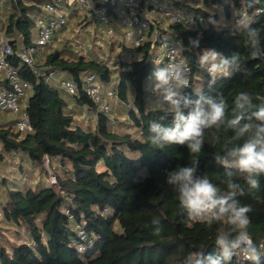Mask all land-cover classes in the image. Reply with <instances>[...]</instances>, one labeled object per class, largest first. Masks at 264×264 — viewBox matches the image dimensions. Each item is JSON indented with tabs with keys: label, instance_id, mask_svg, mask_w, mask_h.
<instances>
[{
	"label": "trees",
	"instance_id": "trees-1",
	"mask_svg": "<svg viewBox=\"0 0 264 264\" xmlns=\"http://www.w3.org/2000/svg\"><path fill=\"white\" fill-rule=\"evenodd\" d=\"M7 1L11 9L6 14L0 9V32L4 31L14 49L19 48L18 34L30 45L32 29L37 19L45 17L43 5L48 0ZM92 1L96 6L109 4ZM162 1L172 11L193 19L189 26L158 25L160 37L176 39L184 45L181 56L191 69V87L182 92L194 95L202 90L213 97L223 95L231 109L235 95L246 91L252 94L254 104H264V57L253 58L244 47L245 37L232 11L233 6L245 9L250 17L248 21L261 31L264 48V0ZM119 8L108 10L118 37L115 44L121 48L116 69L104 50L83 56L70 48L55 49L43 55V62L39 65L40 59L33 67L17 58L11 60L20 77L32 87L25 107L32 131L15 132V120L0 123V172L3 167H11L7 162L9 157L19 172L32 169L33 174L35 171L44 174L47 158L48 166L60 174L55 175V185L27 183L12 170L8 176L13 179L3 178L1 215L8 224L25 228L28 241L13 245L10 250L0 245V264H183L185 256L194 250L216 251L215 236L227 227L226 222L208 225L191 221L180 210L176 193L166 184L165 175L177 165L186 166L199 159L200 173L227 191L220 183L224 170L216 163L215 156L242 141L234 140L232 145H226L222 139L217 143L210 134L213 130H209L203 150L196 156L190 155L186 146L171 145L160 150L150 144V121L167 126L172 117L168 114L161 120L166 111L156 110L148 102L151 92L147 90V81L157 67L148 57L156 54L150 49L148 37L138 47L122 38ZM72 9L66 8L68 16ZM81 16L85 17L84 13ZM209 17L222 21L221 25L208 23ZM225 24L227 27H223ZM190 38H199L198 48L190 47ZM50 42L37 47L35 53L39 48L49 49ZM205 48L225 56L238 52L246 71L209 81L197 62ZM200 74L205 80L202 88L196 90L193 82ZM54 75L73 80L81 89L69 95L53 81ZM90 75L113 90L107 114L95 113L92 99L82 90ZM5 88L8 83L0 73V89ZM117 99L126 108L128 123L127 129L120 131L112 129L114 120L110 118L111 105ZM69 105L84 108L88 122L77 120ZM220 134L222 138L233 135L223 128ZM239 199L252 209L249 233L258 245L264 244V177L260 178L258 192ZM153 219L160 221L159 236L153 235ZM77 225L87 234V250L82 253L74 243ZM261 261L264 264V256ZM232 264H237L235 259Z\"/></svg>",
	"mask_w": 264,
	"mask_h": 264
},
{
	"label": "clouds",
	"instance_id": "clouds-1",
	"mask_svg": "<svg viewBox=\"0 0 264 264\" xmlns=\"http://www.w3.org/2000/svg\"><path fill=\"white\" fill-rule=\"evenodd\" d=\"M208 23L221 25L213 17H209ZM239 27L245 37L244 47L250 50L251 56L264 57L261 31L250 21H242ZM199 44V38L189 39L190 47L198 48ZM183 47V43L178 42L177 48ZM197 62L199 68L213 77L231 78L246 71L238 52L225 56L215 49L205 48ZM156 65L150 77V90L157 97L152 106L166 111L161 120L168 114L172 120L167 126L156 120L150 121L148 140L154 148L186 146L190 155L196 156L202 152L209 130H213L210 134L217 143L222 139L226 145H232L234 140L242 141L215 156L216 163L224 170L220 183L227 191L200 173L199 159L166 172V184L176 193L180 210L191 221L227 224L215 236L216 251L194 250L185 256L183 264H232L234 258H239L243 264H262L264 244L258 245L248 231L251 206L242 204L239 197L258 192L260 178L264 177V104H254L252 94L246 91L235 95L231 109L220 94L213 97L202 90L194 95L184 94L182 89L190 85V69H185L181 63ZM222 128L233 135L222 138ZM237 177L244 183L238 182ZM152 224L153 235L159 236L162 232L160 221L153 219Z\"/></svg>",
	"mask_w": 264,
	"mask_h": 264
},
{
	"label": "built area",
	"instance_id": "built-area-1",
	"mask_svg": "<svg viewBox=\"0 0 264 264\" xmlns=\"http://www.w3.org/2000/svg\"><path fill=\"white\" fill-rule=\"evenodd\" d=\"M108 5L96 6L92 0H48L45 1L43 9L45 17L36 20L32 29L31 44L24 43V36L18 34L19 48L14 49L13 45L5 38L4 31L0 32V73L8 83V88L0 89V111L9 112L16 116L15 132L28 133L32 131L29 117L25 111V96L32 92L31 85L23 80L18 70L12 65L11 60L17 58L21 63L33 67V56L37 47L45 46L50 42L52 36L64 28L68 22V11L66 8L77 7L84 12L86 16H92L100 22L109 38L116 35L113 21L108 14L109 8H119V23L122 29V37L126 41H131L135 47L141 46L147 39L150 40V49L154 51L155 56L150 55L148 58L153 60L155 65L159 66L181 63L185 69H190L181 56V49L177 48L178 40L160 37L158 24L155 15H159L161 20L167 23H175L183 26L193 24V19L188 14L178 11H172L162 0H103ZM233 19L240 24L242 21H248L249 16L242 6L234 8ZM202 73L211 82L219 76H210L203 69ZM53 74V73H50ZM191 69L188 73L191 87ZM52 76V75H51ZM94 75L85 79L82 90L86 96L92 99L95 107V113L109 112L108 99L112 97L113 90L107 89L99 82H96ZM59 87L69 95L76 94L81 88L71 79H60ZM48 163V159L46 161ZM49 184H56V176H49ZM69 219H72L68 210H65ZM76 240L74 241L78 252L82 253L87 250V234L81 225L76 226ZM237 264H243L239 258H234Z\"/></svg>",
	"mask_w": 264,
	"mask_h": 264
},
{
	"label": "rangeland",
	"instance_id": "rangeland-1",
	"mask_svg": "<svg viewBox=\"0 0 264 264\" xmlns=\"http://www.w3.org/2000/svg\"><path fill=\"white\" fill-rule=\"evenodd\" d=\"M10 4L7 0H0V9L5 14L10 12ZM72 13H69L68 22L63 30H59L61 32H56L53 36L50 42L49 49L47 47L39 48L34 56L33 61L36 63L38 62L43 55L47 54L48 52H51L55 49H67L70 48L75 52L76 54H81L83 56H87L88 54H94L96 55L97 52H100L101 50H104L106 55L109 56V59L111 60V63H114L115 69L117 68V56L120 53V46H116V42L118 38H116V35L113 38H109L106 35V30L104 26L98 22L96 18H92V16H86L83 17L81 14L84 12L80 10L77 7H71ZM70 8V9H71ZM156 22L158 25H161L162 27L166 28L167 21L161 20L159 15H155ZM93 20V21H92ZM222 22V21H220ZM121 40V38H119ZM49 46V45H48ZM111 49V50H110ZM44 58V57H43ZM43 62V59H41L38 64L40 65ZM116 62V63H115ZM54 80H56L55 77H51ZM206 78V76H205ZM204 77H202L201 81H198L197 83H202L205 80ZM207 79V78H206ZM210 81V80H209ZM196 86V84H195ZM202 86H198L197 90L201 89ZM150 91V90H149ZM30 94L28 93L25 98L24 102L28 101ZM150 96L154 97L153 99L156 100L157 97L154 95V93L150 94ZM150 98V97H148ZM115 104L111 105V112H110V118H113L114 125L112 129L114 131H120L125 130L128 127L127 123V116H126V108L120 104L119 100H114ZM86 116V115H85ZM84 114H81V111L77 110V113L75 115V118L77 120L82 119L86 120ZM16 116L9 112H0V123H8L10 121L15 120ZM7 162L11 167H3L1 168L0 172V185L3 182V178H8V171L12 170V172L19 178L24 179L25 182L31 184L41 182L43 184H48L49 176L53 175H59L60 171L57 169H51L48 166V163L46 162L44 164L45 171L44 174L41 172L35 171L34 174L32 173V169L29 171L19 172L16 169L15 165H12V160L8 157ZM16 162H18L16 160ZM55 166V165H54ZM25 169H29L28 166L24 165ZM15 168V169H14ZM100 169V166L97 167ZM10 179H13V176L9 177ZM15 178V177H14ZM57 179V177H56ZM1 192V189H0ZM28 238L25 234V228L14 226L11 224H8L4 221L1 211H0V245L4 246L7 250H10L11 246L19 244L21 242H27Z\"/></svg>",
	"mask_w": 264,
	"mask_h": 264
},
{
	"label": "crops",
	"instance_id": "crops-1",
	"mask_svg": "<svg viewBox=\"0 0 264 264\" xmlns=\"http://www.w3.org/2000/svg\"><path fill=\"white\" fill-rule=\"evenodd\" d=\"M116 38H118L117 36H116ZM123 38V37H122ZM120 40V39H119ZM157 55V54H156ZM201 75V74H200ZM199 75V76H200ZM56 76V80H54L55 82H59V80L60 79H62L63 77H60V76H57V75H54L53 77H55ZM151 77V76H150ZM202 77H204L203 75H201L200 77H195V80H194V82H193V85H194V88L197 90V87L198 86H202L203 84L202 83H197L198 81H201L202 80ZM151 83H152V81L150 80V78L148 79V81H147V90L149 91L150 90V86H151ZM195 84H196V86H195ZM150 92H151V94L153 93L151 90H150ZM155 95V94H154ZM150 98H148V102H149V104H154L155 103V101L156 100H154L153 98V96L151 97V96H149ZM69 108L70 109H72V111L75 113H77V110H79V111H81V114H84V116H85V118H86V122H88V118H87V114H86V111L84 110V108H79V107H74V106H70L69 105Z\"/></svg>",
	"mask_w": 264,
	"mask_h": 264
}]
</instances>
